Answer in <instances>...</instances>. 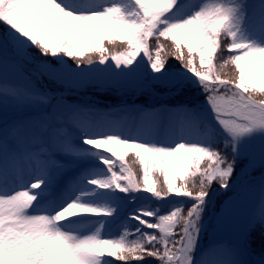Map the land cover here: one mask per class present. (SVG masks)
I'll use <instances>...</instances> for the list:
<instances>
[{
	"label": "snow or ice",
	"instance_id": "snow-or-ice-1",
	"mask_svg": "<svg viewBox=\"0 0 264 264\" xmlns=\"http://www.w3.org/2000/svg\"><path fill=\"white\" fill-rule=\"evenodd\" d=\"M180 10L187 15L176 19ZM249 29L264 33V3L0 0V103L33 112L0 127V264H248L253 238L264 241V197L234 239L206 251L200 242L214 209L218 223L232 211L234 201L220 204L217 194L264 168V44L246 38ZM9 73L25 86L9 84ZM45 78L65 89L202 94L207 107L143 110L136 127L121 129L112 112L41 91ZM200 125V139L184 138ZM161 127L177 140L140 139ZM260 183L264 190V174ZM96 189L181 202L166 214L137 207L118 239L105 238L116 209L83 202Z\"/></svg>",
	"mask_w": 264,
	"mask_h": 264
},
{
	"label": "rangeland",
	"instance_id": "rangeland-1",
	"mask_svg": "<svg viewBox=\"0 0 264 264\" xmlns=\"http://www.w3.org/2000/svg\"><path fill=\"white\" fill-rule=\"evenodd\" d=\"M103 2V0H100ZM123 2V0H121ZM207 2V0H203ZM246 3H264V0H245ZM176 19H183L187 15V10H180L173 13ZM246 38L253 40V42L264 44V33L249 29L245 33ZM115 51L122 50L117 44L114 48ZM67 59V58H66ZM71 63V61H68ZM31 65L28 69H31ZM27 73V69H26ZM34 79V78H33ZM4 81L0 79V84ZM9 84H15L18 87H23L27 83L25 80L18 78L13 73H9L8 81ZM37 87L41 91L49 92H64L67 91L66 99L69 103L78 104L85 109H89L93 112L104 111L112 112L116 120L119 119L117 123L118 127L121 129H127L129 127H136L140 120V114L143 110H153L160 109L162 106H167L168 108H176L178 105H187L188 108H195L199 106L200 108H206L207 105L204 103L203 95H189L186 97H181L177 99L176 97L165 96L161 91L158 94H153L148 91H138L136 87L131 85H125L123 87H105L101 88L99 85H88L84 88L75 89L68 88L65 89L60 85L50 84L47 78L44 80V84H47V88L44 84H40L38 81ZM0 100H2V95H0ZM31 109H24L23 111L14 110L11 106L5 108L3 103H0V127L3 126L5 121H13L20 119L29 115H32ZM213 124L215 122L213 121ZM218 129L219 126L216 125ZM207 132V127L205 125H200L198 128L191 129L190 131L183 133L184 138L188 140L200 139ZM179 134H174L166 131L161 127L156 133L147 137H140V139H150L156 140L160 143H174ZM220 138L217 137V141ZM222 143H217V145ZM258 144V141H256ZM241 150H244V146H241ZM91 162L96 164L99 163L95 157H90ZM247 159L243 158L241 160V166L247 164ZM130 166L133 171L139 169L138 162L132 164L129 160ZM239 170V169H238ZM247 175H242L240 181L238 182L237 188L233 192L229 193H218L217 201L220 204H225L228 201H234L232 205L231 213L222 221L217 222L216 216L217 211L214 209L209 217L207 218L208 227L202 234V239L200 242L201 250H207L214 243L227 242L234 239L237 229L246 220L249 213L253 208H258L260 200L264 197V190L261 188V175L264 174V168L256 166L251 169H246ZM99 175V173H97ZM238 194V195H237ZM133 194H124L116 190H110V206L116 209L114 219L109 222V227L103 230V235L105 238L118 239L123 233L124 229L121 226L125 217H127L129 212L134 211L137 207L144 204H151L152 206H159L162 210V214H166L168 209L174 203H180L181 198H170L165 201H157L151 198L148 194L142 196H136L135 200L130 199ZM134 223V222H133ZM134 231V229H132ZM151 231V230H149ZM133 237H129L132 239ZM252 251L245 257L248 264H264V241L253 240L251 241ZM155 264V262H153ZM209 264H212V257H209Z\"/></svg>",
	"mask_w": 264,
	"mask_h": 264
},
{
	"label": "bare ground",
	"instance_id": "bare-ground-1",
	"mask_svg": "<svg viewBox=\"0 0 264 264\" xmlns=\"http://www.w3.org/2000/svg\"><path fill=\"white\" fill-rule=\"evenodd\" d=\"M119 120H120V117L117 120V123L119 122ZM89 159H90V157H89ZM26 175H27V169L24 168V173L21 176L23 177ZM58 193H59V190H57V194ZM110 197H111L110 196V190L96 189L95 193H93L91 196L83 198V202L90 203V204L109 205L110 206V203H111ZM83 223L85 226V230H87V231L92 230L94 221H88V222H83ZM65 227H77V225L76 224H73L71 226L65 225Z\"/></svg>",
	"mask_w": 264,
	"mask_h": 264
},
{
	"label": "trees",
	"instance_id": "trees-1",
	"mask_svg": "<svg viewBox=\"0 0 264 264\" xmlns=\"http://www.w3.org/2000/svg\"><path fill=\"white\" fill-rule=\"evenodd\" d=\"M223 39H224V40H228V41L230 42L229 38H227V37H225V38H223ZM224 47L226 48L227 45L225 44ZM225 58H226V54H225ZM225 71H227V72H231V69H230V68H226ZM217 147H222V146H221L220 144H218ZM258 237H259V234L257 233V234H256V237H254V239H255V240H261V239H259Z\"/></svg>",
	"mask_w": 264,
	"mask_h": 264
}]
</instances>
